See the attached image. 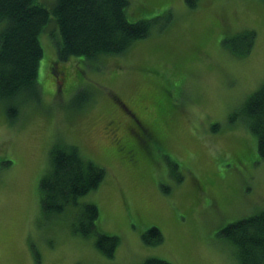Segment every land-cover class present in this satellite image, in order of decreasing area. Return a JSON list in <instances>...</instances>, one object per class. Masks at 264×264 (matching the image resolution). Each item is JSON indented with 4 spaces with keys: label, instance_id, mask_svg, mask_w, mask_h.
<instances>
[{
    "label": "rangeland",
    "instance_id": "1",
    "mask_svg": "<svg viewBox=\"0 0 264 264\" xmlns=\"http://www.w3.org/2000/svg\"><path fill=\"white\" fill-rule=\"evenodd\" d=\"M194 1L130 0L128 19L148 21L149 35L95 59L58 61L57 25L47 24L39 95L16 112L0 102V264H236L222 227L264 209V161L241 112L264 84V2ZM246 30L255 44L236 56L224 42ZM58 140L106 170L80 201L120 238L113 257L74 233L67 212L42 209ZM151 226L160 243L143 238Z\"/></svg>",
    "mask_w": 264,
    "mask_h": 264
},
{
    "label": "trees",
    "instance_id": "2",
    "mask_svg": "<svg viewBox=\"0 0 264 264\" xmlns=\"http://www.w3.org/2000/svg\"><path fill=\"white\" fill-rule=\"evenodd\" d=\"M187 1L195 4L194 0ZM129 3L130 0H55L49 9L38 0H0V102L8 103L10 111L16 112L39 95L38 72L44 54L40 34L51 20L58 30V61H67L73 55L95 59L122 54L135 41L147 37L150 23L129 20ZM256 35V31L246 30L224 43L234 55L244 56L251 52ZM52 69L59 81L65 80L66 68L60 69L57 62ZM241 112L257 136L258 153L264 161V84L248 97ZM50 162L40 180L43 211L57 216L67 212L72 217L69 228L74 233L95 236L97 249L113 257L120 238L99 230V208L95 203L80 201L100 185L105 168L85 156L76 144L64 140L53 144ZM220 234L233 245L236 264H264V209L222 227ZM142 235L147 243L163 240L156 226ZM141 264L172 263L149 257Z\"/></svg>",
    "mask_w": 264,
    "mask_h": 264
}]
</instances>
